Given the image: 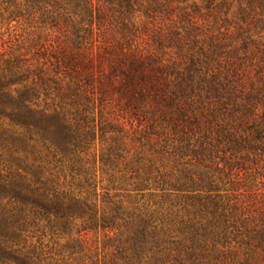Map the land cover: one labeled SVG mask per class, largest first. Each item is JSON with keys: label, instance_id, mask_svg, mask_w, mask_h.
Returning <instances> with one entry per match:
<instances>
[{"label": "trees", "instance_id": "trees-1", "mask_svg": "<svg viewBox=\"0 0 264 264\" xmlns=\"http://www.w3.org/2000/svg\"><path fill=\"white\" fill-rule=\"evenodd\" d=\"M0 19L30 36L0 47V264L224 260L234 240L230 264L264 258L254 182L223 196L233 164L184 160L264 147V0H0ZM110 25L117 55L96 44ZM75 230L102 248L45 244Z\"/></svg>", "mask_w": 264, "mask_h": 264}, {"label": "rangeland", "instance_id": "rangeland-1", "mask_svg": "<svg viewBox=\"0 0 264 264\" xmlns=\"http://www.w3.org/2000/svg\"><path fill=\"white\" fill-rule=\"evenodd\" d=\"M13 7V6H12ZM143 21L144 18L140 15H137L135 18L136 26L133 29L135 32V36L133 39L128 40L130 43V48L136 51H144L148 48L146 45L147 35L143 33ZM233 30V28H231ZM258 38V36H255ZM30 38L29 31L26 27L20 26L17 23L13 22L8 24L5 21L0 19V47H16L21 43H26ZM119 33H117L113 26H107L105 28V33L98 39L96 44H99V41L105 43V52L109 54H119L121 44L124 43L121 40ZM127 45V44H126ZM253 76V73L251 74ZM221 122V121H220ZM228 127L232 128V125H228ZM216 126L212 129L209 136V142H217V139H220L221 142H229L224 138H218L219 135ZM200 135H198L199 137ZM249 136L244 134L242 131H239L236 134V137H245ZM251 137V136H250ZM201 138V137H200ZM195 140V138H194ZM243 145V144H242ZM223 146H220L219 152L214 156H206L201 153H190L185 157V161L188 163L191 169L197 171V169L206 170L211 173L215 177H219L222 179L221 175L228 172V166L225 165V162L228 160L229 163L233 164L234 167L232 169L231 181L219 184L222 189H226L221 191L223 196L234 195L232 191V187L238 181V179H246L247 181L254 182L255 189L258 198L260 201L264 203V147L261 146L256 149H250V146L244 144L242 147L240 146L238 149L230 150L226 149L222 152ZM225 147V146H224ZM224 170V171H223ZM233 181V182H232ZM227 191V192H226ZM148 200L145 199V202ZM112 234V233H111ZM104 234L102 232L99 233H80L78 234L75 231L71 233V235L61 237H52L51 235L47 236L44 241L46 245H63L69 239H81L86 245L87 249H90L91 253H94L96 250L99 251L103 246ZM245 242L241 240H234L230 243H226L224 246L221 245L223 250H232L227 256L226 259L222 260L219 257H206L200 258L196 260H187L185 258V262L183 264H230L232 259L236 256L242 258L244 255V249L246 248ZM256 245V244H252ZM208 245H203L206 248ZM235 253V254H234ZM172 264H179L178 262H171ZM255 264H264V258H259Z\"/></svg>", "mask_w": 264, "mask_h": 264}]
</instances>
